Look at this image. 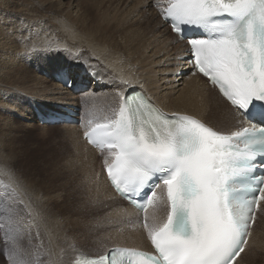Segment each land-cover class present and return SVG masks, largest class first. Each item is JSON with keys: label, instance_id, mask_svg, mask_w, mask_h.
Listing matches in <instances>:
<instances>
[{"label": "snow or ice", "instance_id": "snow-or-ice-1", "mask_svg": "<svg viewBox=\"0 0 264 264\" xmlns=\"http://www.w3.org/2000/svg\"><path fill=\"white\" fill-rule=\"evenodd\" d=\"M153 7L189 45L185 63L229 103L235 130H218L190 115L168 116L143 94L130 95L118 118L85 136L108 153L107 177L122 199L135 204L142 195L146 213L156 189H166V219L143 220L154 251L88 254L73 247L62 264H234L264 201V171L253 175L264 170V0H154ZM186 29L200 35L188 36ZM35 51L51 49L34 46L25 54ZM0 174L10 177V183L0 182V255L6 264H31L20 258L23 245L5 224L21 222L11 206L21 181L13 169L0 168Z\"/></svg>", "mask_w": 264, "mask_h": 264}, {"label": "bare ground", "instance_id": "bare-ground-1", "mask_svg": "<svg viewBox=\"0 0 264 264\" xmlns=\"http://www.w3.org/2000/svg\"><path fill=\"white\" fill-rule=\"evenodd\" d=\"M8 1L11 2V0H0V2L5 5ZM31 1L35 2L34 0ZM108 1L112 2V4H114L118 9L122 8L130 11L132 16L131 18L143 26L141 29L144 30L146 35L142 37L141 42L140 40L136 39V34H134L131 29L130 32L125 31L128 28H125L124 25L119 24L117 28L122 30L125 34V36H122L125 38L124 43L117 44L111 40L106 42L104 41L103 44L104 46L114 49L117 52H113L107 48L103 49L102 47L100 49L96 47L93 48L87 45L90 43H87L86 45L88 47L85 49H82V47L80 48L78 46L77 48L74 47L76 52L72 50V53L75 54V57L72 59L64 57L62 62L54 65L49 64L46 66L45 64H38V67H40L39 70L47 72L48 75H50L55 69L56 73L65 69L69 74L70 79H73L76 83H79L80 77L82 85L87 87L82 93H73L67 87H64L57 82L51 83V81L48 80L49 78L47 79L45 75L41 73L38 75V77L34 74V78H37L39 81L37 79H33V85L31 86L29 84L31 80L29 81L27 77V74L29 73L23 74V76L20 77L19 74L16 73V70L13 72V74H8V79H11V82L14 81L27 83L28 86L24 85L22 88L20 86V88L16 86V88L21 90V92H19L20 90H15L13 92L18 93V97L22 98L23 102L25 101L26 103H32L37 109L40 110V112H44V110L47 108L56 109L58 105H71L74 107L73 109L78 108L80 113H86L87 111L83 108V105H89L90 100L92 102L101 103V105L107 109L110 108L107 111V115H109L112 112V109L119 107L121 97L127 94V92L133 89L144 90L151 100L156 102L158 106L161 107L165 112L189 114L222 131L232 128L234 124L232 119V111L217 95H214V92L207 87V84L203 83L201 80H198L196 77L191 76V64L185 63V61L189 59L188 50L183 44L175 43L173 42L174 39L169 37L167 25L161 20V18L157 16L158 14L156 10L153 9L152 4L144 0ZM55 2L62 7L66 4L65 2L63 3L62 0H55ZM0 21H2V18H0ZM5 26L6 24L1 25L0 23V27L4 28L0 31L1 36L5 34ZM7 27L10 28L9 25H7ZM107 29L108 27L106 28V32ZM7 31H9L8 28ZM46 34L47 32H39L38 30L34 29V31H31L29 34L32 39L30 43H47L48 40L46 38ZM89 39L87 38V40ZM1 44L2 43L0 41V52L4 50L3 48H5L6 45L5 44L4 46H1ZM48 44L49 43H47V45ZM89 68L92 70L94 75L89 74ZM8 71L11 70L8 69L7 72ZM35 80H37L36 83ZM2 83L3 82H0V85H2ZM4 85L2 86L4 87ZM10 85L12 86L11 83H8L5 88L8 89V86ZM210 95L214 96L222 105L224 104L226 109L224 111H220L216 105L211 103L210 99L208 98ZM38 125L42 126H39V128H43V130L47 128V125H42L39 119ZM78 127L79 126L76 125L60 127L66 131L68 142L71 144L75 143L78 147V149H75L74 152H72V165L71 167L69 165V168L72 170L69 168H67V170L69 169L71 170L70 172H74V176L72 175V177L75 178V188L79 194L77 193V202H73L74 207L72 208V206H70L68 209L64 210V212H66L64 215H67V218L65 217L66 219L63 217L65 219V223L64 221L62 223L66 224V230H64L65 233L63 232L64 235L61 236L62 230H59L58 221L56 219L58 216H54L55 213L53 212L47 214L45 217L42 216L43 220L41 219L42 221L39 222L41 224L38 225L40 231L36 227V231L38 229L37 233H41L42 231L44 234L42 235L43 237L41 236L40 238L43 242V244L41 243L43 247H38V250L39 248L41 250L39 258L41 259L42 256L46 264H62L66 254L72 250L73 246H75L69 238H72V232L74 230L77 232L79 228L82 232L87 234L85 236L86 238H84L85 243L83 244H86V246L91 244H96L99 246H96L97 251L95 253H105L108 249L115 246L134 247L144 244L142 236L131 229V224L129 223V210H125L122 207L123 203L118 201L115 195L112 194L108 188L106 179L102 169L99 166V161L97 160L95 153L91 151L84 143H82ZM69 154L71 155V153ZM67 157L69 158V156H66V158ZM68 164L65 163L66 167H68ZM64 171L66 173V169ZM68 174L69 173L66 175ZM73 178L71 181L74 180ZM70 184H72V182ZM51 185H53V183ZM61 189H63V187ZM55 191L57 190H54V193ZM63 191L65 192V190ZM52 192L53 189L51 191L50 189L46 190V194L50 195ZM49 195L47 196L49 197ZM59 197H61V195ZM44 198L47 197L44 196ZM47 199L49 200V198ZM53 199H55V202H57L56 198ZM53 203L51 206H53ZM35 206L38 210H43L41 205L38 204ZM35 206L33 207L35 208ZM36 208L34 209L33 213H35V210L37 211ZM35 214L41 213L38 212ZM76 215H78L81 220H78ZM35 218L37 217L35 216ZM152 221L154 222L155 218H153ZM34 222L36 223L37 221L34 220ZM77 246L78 245H76V247ZM92 247L93 246H91V249ZM86 248V251H88V247ZM238 264H264V231L262 232L261 230L258 235L256 232V237L251 249L243 255Z\"/></svg>", "mask_w": 264, "mask_h": 264}, {"label": "rangeland", "instance_id": "rangeland-1", "mask_svg": "<svg viewBox=\"0 0 264 264\" xmlns=\"http://www.w3.org/2000/svg\"><path fill=\"white\" fill-rule=\"evenodd\" d=\"M34 1L35 2L31 0H11V2L8 1L6 5L2 4V1L0 2V18H2V21H0V23L1 25L6 24V30L4 31L5 34H3L2 36L0 35V41L2 43L1 46H4L6 44L5 48H3L4 50L0 52V82H3L2 85L5 84L4 87L0 85V168L13 169L15 171V174L21 181L22 186L16 191V202L11 206L16 210L18 209L19 211L17 219H20L21 222L17 226L23 236L18 239L20 240V244L23 245V247H21L20 249L21 251H25L27 253H33L31 254L32 256H34L35 253H38L39 255L41 250L40 248L38 250V247H43V242L40 238L44 234L42 233V231V234L40 232L37 233L39 229L38 225L41 224L39 222L43 220L42 216L45 217L51 212L55 213L54 216H58L56 219L58 221L59 230H62L61 236H63L65 233L64 230H66V224L62 223L63 221L65 223L67 215H64L66 213L64 212V210L68 209L70 206H72V208L74 207L73 202H77L79 194L75 188V178L72 177V175L74 176V172H70L72 169L69 168V165L70 167L72 165V152H74L75 149H78V147L75 143L71 144L68 142V136H66L67 133L63 130V128H51L50 126L48 127V125L46 126L47 128H45V130H43V128H39L40 125L36 123L38 122L36 118L37 115H35L31 109V106L34 105L32 103H26L25 101L23 102L22 98L18 97L19 94L13 92L15 90H20L16 88V86H20L22 88L24 85L28 86V84L24 82H11V79H8V74H13L15 70L20 77H22L23 74L29 73L27 74V77L29 81L31 80L29 84L32 86L33 79H37L34 78V74L38 77L40 73H44V71L39 70V65L45 64L47 66L49 64H59L60 62H62V59L66 57L60 53H72V50L77 48V46L80 48L82 47V49L87 48V45L99 49L102 47L103 49L107 48L115 52L116 50L110 49L103 44L104 41L106 42L111 40L117 44L124 43L125 38L122 36H125V34L122 30L117 28L119 24H122L125 28H128L125 31L130 32L132 30L134 34H136V39L140 40V42L142 37L146 35L144 30L141 29L143 28V26L131 18L132 16L130 11L122 8L118 9L114 4H112V2L108 0H62L63 3H66L63 7L59 6L55 2V0H39L40 2L38 0ZM113 5L115 8L113 7ZM7 25H9L10 28L7 27ZM107 27L108 29L106 32ZM7 28L10 32L7 31ZM1 29L4 28L0 27V31ZM34 29L38 30L39 32H47L46 38L48 40L47 43H49L48 45L45 42H39L38 44L30 43L32 39L29 34L31 33V31H34ZM87 38L90 39L87 40ZM87 43L92 44L90 45ZM27 45H29L30 47ZM40 45L45 48L51 49V51H48L50 53L35 51L29 55L25 54L29 48H33L34 46L38 47ZM74 52L76 51L74 50ZM6 69H9L11 71L13 69V71H8V73ZM4 72H6L7 74ZM54 73H56V69L52 71V73L50 74L51 76L49 75L50 78H47L51 81V83L54 82V80H52V76ZM37 80H35V83ZM8 83H11L12 86H8L7 89L5 87ZM19 92H21V90ZM208 98L210 99L212 104L216 105L220 109V111H224L226 109L225 106L218 102L214 96L210 95ZM86 107L87 106L84 104L83 108L86 109ZM68 152L71 153V155ZM66 156H69V158H66ZM64 161L67 164L69 163L68 167H66ZM62 164L65 166H63ZM67 168L71 170H67ZM65 169L66 173L64 171ZM67 173L69 174L66 175ZM71 177L74 179L73 181H71ZM0 182H2L3 184L10 183V177L0 174ZM71 182L72 184H70ZM52 183L53 185H51ZM62 187L63 189H61ZM48 189H50V191L53 189L52 193H54V190H57L58 192L55 191L54 194L50 193L49 195L46 194V190ZM63 190H65V192ZM38 195L39 197L41 195L42 196L39 198ZM47 195H49V197ZM60 195L61 197H59ZM44 196L49 198V200L47 198H44ZM51 196L53 198H56L57 202H55V199H53ZM52 203L53 206H51ZM38 204L42 206L43 212L36 208L35 205ZM33 206H35L37 211L42 215L35 214L38 213L36 210L35 213H33L35 209ZM35 216L37 218H35ZM76 216L78 220H81L78 215ZM63 217L66 218L64 219ZM60 218L63 220H61ZM34 220H36L37 222L35 223ZM36 227L38 228L37 231ZM30 230H34L31 235H29ZM261 230L263 232L264 227H262ZM86 235L87 234L85 232H82L79 228L77 232L75 230L72 232V238L69 239L74 243H72L73 245H75L73 247H76V245H78L76 248H79L81 250L84 249L83 251L88 252L89 254H93L97 251L96 246L98 245L91 244L89 246H86V244H83L85 243L84 238H86ZM79 244L83 245L80 246ZM91 246H93L92 249ZM86 247H88V251H86ZM32 249L33 251L29 252ZM38 260L40 261V263L46 264L42 256L41 259L38 258ZM0 264H5L2 255H0Z\"/></svg>", "mask_w": 264, "mask_h": 264}]
</instances>
